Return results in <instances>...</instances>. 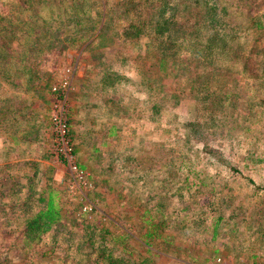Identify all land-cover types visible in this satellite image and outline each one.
<instances>
[{"label": "rangeland", "instance_id": "1", "mask_svg": "<svg viewBox=\"0 0 264 264\" xmlns=\"http://www.w3.org/2000/svg\"><path fill=\"white\" fill-rule=\"evenodd\" d=\"M127 1L0 0V264H264L263 71L124 37ZM221 1L263 60L264 0ZM49 192L61 217L29 245L20 218Z\"/></svg>", "mask_w": 264, "mask_h": 264}, {"label": "trees", "instance_id": "2", "mask_svg": "<svg viewBox=\"0 0 264 264\" xmlns=\"http://www.w3.org/2000/svg\"><path fill=\"white\" fill-rule=\"evenodd\" d=\"M126 4L127 9L133 11L135 18L123 25L122 34L124 37H135L141 34L143 29L149 27L154 34L161 36L166 46L173 47L180 44L177 42L180 37L187 39L188 46L196 54L200 53V58L207 63H215L216 56L224 54L229 61H240L242 70L250 77H259L262 71L264 73V66L261 65L264 59H254L251 51L243 50L238 43L237 40L241 37L238 32L239 28L237 24H234L228 6L221 0H128ZM248 25L261 29L253 37L259 39L264 32V23L252 15ZM0 28H3L6 35L15 33L13 25H0ZM26 63L24 61V64ZM253 64L256 66H252ZM26 67L29 68V66ZM27 85L29 86L30 83ZM11 189L19 200L20 196L17 190L13 187ZM0 193H4L2 182L0 183ZM26 197H30V193ZM37 199L43 204L36 207L30 214L24 211L23 213L28 215L20 218L24 221L21 227L22 239L29 245H33L42 232L61 217L59 205L52 192L46 195L42 193L37 196ZM4 203L6 204V202H0V208H3ZM11 203L12 208L15 209L12 211H16L17 208L21 207L20 209H22L25 202L18 203L15 199ZM147 234L151 236L155 233L153 230ZM144 241L149 243L150 240L145 238Z\"/></svg>", "mask_w": 264, "mask_h": 264}, {"label": "built area", "instance_id": "3", "mask_svg": "<svg viewBox=\"0 0 264 264\" xmlns=\"http://www.w3.org/2000/svg\"><path fill=\"white\" fill-rule=\"evenodd\" d=\"M67 81L65 80V83L59 84V85H53V89L54 91H59V89L61 88V85L64 86L66 85ZM62 96L59 95V99L57 101V103H60L57 108L54 110L53 112V120L55 124V127H57V130L60 132L61 130V134L58 133L57 136V147L59 146L60 143H62L65 132H66V128H67V123H66V119H64L63 117V108H64V103L61 99ZM60 147V146H59ZM74 168H76V164L73 165ZM200 264H227V262L225 261V259L220 256V255H214L213 257L207 259L206 261H204L203 263ZM241 264H254L250 261H244Z\"/></svg>", "mask_w": 264, "mask_h": 264}]
</instances>
